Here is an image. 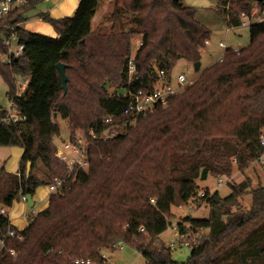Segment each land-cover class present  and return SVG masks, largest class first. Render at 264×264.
<instances>
[{
  "label": "trees",
  "instance_id": "16d2710c",
  "mask_svg": "<svg viewBox=\"0 0 264 264\" xmlns=\"http://www.w3.org/2000/svg\"><path fill=\"white\" fill-rule=\"evenodd\" d=\"M16 1L3 23L17 25L22 54L9 64L1 61L6 47L0 28V77L21 119L0 122V146L20 147L22 154L15 173L0 166V264H101V253L118 244L146 264H264V185L252 187L247 176L236 184L229 180L264 151V21L248 25V43L238 54L228 48L166 106L129 121L123 92L149 90L155 70L170 72L179 59L192 65L200 60L211 32L196 19L197 8L183 0H114L92 28L98 0H78L70 16L36 14L53 28L50 36L22 26L38 0ZM253 10L264 11V0H216L228 28L241 26ZM134 36L140 45L128 77ZM58 62L65 65V91ZM16 77L26 80L19 94ZM4 113L0 107V117ZM56 117L67 122L71 140L77 128L100 132L107 117L124 125L113 138L88 137L86 169L69 172L54 155ZM209 177L228 179L229 193L205 187L199 197L198 182ZM55 179L62 184L48 195L47 206L22 229L11 225L13 202ZM247 194L250 206L244 208L240 199ZM189 202L206 206L207 217H184L178 229L184 232L187 224L205 233L185 261H175L159 235L172 207Z\"/></svg>",
  "mask_w": 264,
  "mask_h": 264
},
{
  "label": "built area",
  "instance_id": "2783aa9c",
  "mask_svg": "<svg viewBox=\"0 0 264 264\" xmlns=\"http://www.w3.org/2000/svg\"><path fill=\"white\" fill-rule=\"evenodd\" d=\"M20 3V0L16 1ZM13 7L12 0H0V28L2 29V43L6 47V53L1 57V61L5 64H9L12 58H17L22 54V45L18 43V38L16 35L17 25H7L3 21L7 18ZM264 21V11L253 10L249 16H243L241 26H248L253 22ZM233 29V28H229ZM205 46L209 45V40L204 41ZM140 45V42L138 43ZM218 47L221 49V54L216 61H221L223 59L225 51L230 48L232 52L238 54L239 48L226 46L224 42L218 41ZM136 50V49H135ZM135 50L131 53L129 60L127 62V72L128 77L132 75L135 70L133 64V55ZM193 80L188 79L184 74L178 73L172 76L170 72H166L162 69H156L152 83L149 90H127L122 93L123 97L127 98V106L125 107L123 114L129 121H134L138 116H144L147 113L152 112L155 107H164L167 105L169 99L180 92L186 85L191 84ZM26 84L24 79L22 84L19 85L17 94H19ZM5 113L0 117V122H15L21 117L17 114L12 102H8L7 107H4ZM106 126L98 133L93 130H89L87 133H77L73 140L69 139L62 142L61 148H56L54 155L66 165V168L71 172L75 167L78 169H86L88 165L87 160V148H88V137L91 139H101L106 140L115 137L123 129L122 126L124 122L114 121L112 117H107L104 120ZM261 146L264 148V137L260 140ZM259 165L264 166V151L259 156L256 161ZM227 179L222 177L217 178L216 184L224 185ZM61 180L55 179L54 182L46 185L48 195L55 192L60 185ZM198 196L202 197L204 195L203 191H197ZM22 202L26 203V196H22L20 199ZM151 202L153 200L151 199ZM0 213H4V209H0ZM9 218V216H8ZM28 220V219H27ZM179 222H182L179 221ZM171 226V223L169 224ZM185 231L181 232L177 227V222L175 225L171 226L173 232V240L164 244L168 249L173 250L176 247H186L192 248L197 246L203 234L204 229L192 231L189 229L187 224H184ZM17 229V228H16ZM140 231L143 230L141 227ZM7 234L13 236L15 234L14 229L8 230ZM19 237V236H18ZM160 239V238H159ZM3 243L1 241V248ZM122 244H118L112 247L115 250H121ZM105 251V250H104ZM109 251V250H106ZM10 254H14L13 250H9ZM103 262L101 264H108L105 255L101 253ZM74 264H90V259H75ZM115 264V263H112Z\"/></svg>",
  "mask_w": 264,
  "mask_h": 264
},
{
  "label": "rangeland",
  "instance_id": "374dc122",
  "mask_svg": "<svg viewBox=\"0 0 264 264\" xmlns=\"http://www.w3.org/2000/svg\"><path fill=\"white\" fill-rule=\"evenodd\" d=\"M27 0H20V2H24ZM36 1V0H29ZM114 0H98V5L96 12L91 20V27H96L102 20V18L110 11L112 3ZM207 2L206 6L197 7L196 19L204 24L211 32V36L209 38V45H206L203 49L200 50V65L198 71H195L193 65L186 62L183 59H179L174 67L170 70L172 76H175L178 73L184 74L188 79L195 80L200 71L209 66L211 63L216 61L221 54V49L218 47V41L224 42L226 46L242 48L248 43V26H239L235 29H229L226 26L224 15L220 12L216 11V0H203ZM56 0H38L35 8H30L24 13V17L26 18V24L31 22H36V14L38 12L47 13L51 18L54 17V12L52 14L48 13V9L55 4ZM184 4L193 6L194 0H183ZM192 3V4H191ZM59 7H53V11L57 10ZM72 13H69L65 16H70ZM64 17V16H63ZM51 27L50 24H48ZM46 35V34H45ZM139 42V37L134 36L131 39V53L137 48ZM24 79L20 77H16V85L19 86L22 84ZM113 88H109L111 92ZM6 86L3 80L0 77V107H7L8 100L6 98ZM59 129L60 134L58 137L54 138V143L57 148H61L62 142L68 140V126L67 122L60 117H56L54 120ZM82 129L77 128V133H83ZM7 147L10 146H0V155H4L7 157ZM250 178V183L252 187L257 185H264V166L259 165L257 162H253L245 171L240 173V171L234 169L231 177L229 178L231 184H236L241 182L245 177ZM218 177H209L206 181L198 182L199 191H204L205 187H208L210 192L218 191L221 196H225L229 193L230 188L229 184L226 182L224 185L216 184ZM228 181V179H227ZM44 186H38L34 191V198L37 192H40ZM32 196V197H33ZM48 198V197H47ZM36 202V201H35ZM240 203L244 208H248L250 206V196L244 195L240 199ZM33 207L25 206V213H31ZM171 218L170 223L171 226L175 225L176 222L181 221L184 217L191 216L193 218H205L207 217V207L202 205L200 207L194 206L191 202L184 206L172 207L171 209ZM171 226H168L167 229L160 235L159 241L163 244H167L169 241L173 240V232L171 230ZM171 257L175 261H185L189 254V249L186 247H176L171 250ZM103 255H105L108 264H146L145 260L142 256H140L135 250L123 245L122 250L116 251H103Z\"/></svg>",
  "mask_w": 264,
  "mask_h": 264
},
{
  "label": "crops",
  "instance_id": "0c3cea01",
  "mask_svg": "<svg viewBox=\"0 0 264 264\" xmlns=\"http://www.w3.org/2000/svg\"><path fill=\"white\" fill-rule=\"evenodd\" d=\"M194 1L195 2L193 6L203 7L207 5L206 4L207 2L203 0H194ZM77 2L78 0H56L55 4L48 9V13L52 14V12H54V17L61 18L65 15H68L69 13H72L77 5ZM56 6H58L59 8L53 11V7ZM36 19H37L36 22L34 21L29 24H26L25 22L27 20H25L22 26L24 27V29L28 31L38 32L50 36L55 35L54 31L51 30L50 26L47 23L41 21L38 18ZM3 154L4 155H0V166H3L4 169L10 173H15L18 169V163L20 156L22 154V148L17 146H10L7 147V153H6L7 157L5 159H4L5 151L3 152ZM47 197H48V191L46 186H44L40 192H37L35 198L34 196L32 197L33 209L31 213H25V206L27 205L26 203L22 202L21 200L14 201L12 206L8 209V216L11 225H13L18 230L22 229L27 224V219L29 216L34 215L35 213H37L38 211L42 210L47 206V201H48ZM0 249H1V241H0Z\"/></svg>",
  "mask_w": 264,
  "mask_h": 264
},
{
  "label": "water",
  "instance_id": "95a60500",
  "mask_svg": "<svg viewBox=\"0 0 264 264\" xmlns=\"http://www.w3.org/2000/svg\"><path fill=\"white\" fill-rule=\"evenodd\" d=\"M199 65H200L199 61H196V62L193 63V68H194L195 71H198ZM55 66H56V69L58 70L60 78H61L62 88L65 91V85H66V82H67V76L65 74V65L58 62V63H56ZM28 171H29V167L27 166V172ZM26 204H27L28 207H32V205H33V199H32V197L30 195H26Z\"/></svg>",
  "mask_w": 264,
  "mask_h": 264
}]
</instances>
